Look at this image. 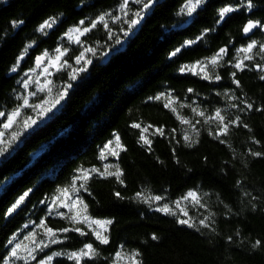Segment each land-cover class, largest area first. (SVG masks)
<instances>
[{
  "label": "trees",
  "instance_id": "1",
  "mask_svg": "<svg viewBox=\"0 0 264 264\" xmlns=\"http://www.w3.org/2000/svg\"><path fill=\"white\" fill-rule=\"evenodd\" d=\"M186 2L0 0V131L29 102L5 132L18 139L0 152V264H77L70 254L88 244L79 264H264V32L243 33L248 20L264 24V0H206L191 16ZM223 7L235 10L217 24ZM77 27L89 29L79 43L68 35ZM60 46L48 87L25 88L35 55ZM217 110L239 126L218 136ZM28 117L37 123L24 129ZM95 220L111 223L101 230Z\"/></svg>",
  "mask_w": 264,
  "mask_h": 264
},
{
  "label": "snow or ice",
  "instance_id": "2",
  "mask_svg": "<svg viewBox=\"0 0 264 264\" xmlns=\"http://www.w3.org/2000/svg\"><path fill=\"white\" fill-rule=\"evenodd\" d=\"M143 3V8L144 9H147L148 7L151 6V4L154 2V0H137V3ZM206 2V0H187V2L185 3L184 7L181 9V12H184L186 13L187 15L191 16L192 13L197 9V7H199L202 3ZM128 3V0H125V5H127ZM249 7H251V4L249 3L248 5ZM235 9L233 7H223L221 9L218 10V20H217V24H220L224 21L225 19V16L226 14L228 13H231L233 12ZM136 15L139 17L141 15L140 12H137ZM100 20L103 21L104 20V17H100ZM139 21L137 19H132L130 20V23H129V27H132L134 25H136ZM54 23V20H51V21H45L43 24H41L40 26V30L43 31L46 27H51L52 24ZM84 22L81 21L80 24H83ZM96 24L93 23L92 24V27H95ZM253 29H264V24L260 23V22H253V21H248V23L246 24V26H244L243 28V32L245 34L249 33L251 30ZM71 31L73 32H87L89 31L88 28H84V29H80V28H75V29H72ZM206 31L204 33H201V36L197 38V40L199 39H202L203 36L206 34ZM196 41H187L186 44L184 46H190L191 44L195 43ZM77 43H79V41L77 40ZM182 46V47H184ZM257 45H256V42H252V43H249L245 48H242L240 49L241 52H244V53H251L252 52V49L253 48H256ZM260 49L262 51H264V44H261L260 46ZM56 53H58V55L55 56L54 58V61H59L61 56L64 54V52H62V50L60 48H57L56 50ZM66 51V50H65ZM86 51H89L91 52L92 49H86ZM181 51L180 48H177L173 53H171V55H176L177 53H179ZM227 53V49L226 48H221L218 53L213 56L209 61L206 62L207 63H210L211 65L215 66L217 63H218V60L220 58L223 57V55H225ZM47 55V53H45V56ZM253 57L251 55H245L243 57L242 60L238 61L235 63L234 67L240 71H243L246 67V65L244 64V61L245 60H251ZM44 59V56H41V57H38L37 58V66L39 67L42 63ZM83 59V53H81V56L77 57L76 58V62L77 63H80V61ZM86 63H90V61H85ZM66 63V62H65ZM52 67H55V62H53L51 64ZM200 67L201 71H204L205 70V66H201L200 65V62H198L197 65H193L192 67L195 68V67ZM186 68L188 66H185ZM258 67L261 68L262 71H264V66H259ZM15 70V69H13ZM185 69L182 68L181 71H184ZM77 71H83V68L81 67L80 69H77ZM43 72L44 73H49V67L48 66H45L43 68ZM233 77H234V80L233 82L236 84L237 87H239V81L238 80H235V73H233ZM207 78V77H205ZM216 80H220V76H216L215 77ZM261 79H264V76L261 77ZM50 83V82H48ZM25 88L28 87V83L25 82L24 84ZM44 89L41 88L40 91H43ZM189 91H192L191 89H189ZM32 95H35V93H32ZM63 98V94H61L55 101L54 103L48 105L47 107H45L44 105H36L35 107L37 109H39V112L38 114L40 116H43L46 114V112H50L52 110L53 107H55V104H58L60 102V99ZM238 99V98H236ZM45 104H47V102H45ZM29 106V102H28V99L27 97L24 98V101H23V105L21 106H18L17 109L15 111H13L11 114H8L7 115V119H6V122L3 123V128L5 130H8L10 128H12V126L14 124L17 123V119L21 116V112H20V108L21 107H27ZM234 107H240L239 104H234L233 105ZM244 108H247L249 110H251L253 108V105L251 103H247L244 105ZM243 110V109H241ZM259 110V109H258ZM200 115H204L203 112L199 113ZM6 114L4 112H0V117H4ZM211 119H214L217 121V135H225L227 132H228V129H229V124H233V125H237L239 126V117H237L235 120H226L225 117L221 114V112L219 110H217L215 112V116L214 117H211ZM37 123L36 119H34L33 117H28L27 119H24L23 120V124H22V127L24 129H27V128H30L32 127L33 125H35ZM184 123H190V121H187L185 120ZM135 127H140L139 124L137 125H134ZM246 127V125H245ZM145 131H147V129H145ZM158 131L161 132V134H163V130L162 129H158ZM18 136H19V132H12L11 133V140H7L5 139V132L4 131H0V152H3V151H6L7 150V146L12 143V142H15L17 139H18ZM143 138V137H142ZM189 137H185V140H188ZM222 142V141H221ZM145 143H150V141L148 140H145ZM254 155H260L259 153H253ZM84 178H87V176L85 175ZM67 190H65L66 192ZM28 195V193H24V195H22L19 200L16 201V204L18 205L21 201L24 200V198ZM115 195L117 197H120V193L117 192L115 193ZM188 198H192L196 203H199L198 199H196V194L194 192H189L188 193V196L185 197V199H188ZM156 200H160L161 197L160 196H157L155 197ZM163 211L167 212L169 211V209L167 208H164L162 209ZM184 215H187V213L185 212ZM73 219L75 220V217H73ZM88 221V218L87 217H84V222H87ZM92 223H95V224H101V221L99 220H95V221H92ZM106 223H111V221H107ZM179 223L181 224H187L188 221L187 220H180ZM75 231H79L81 232V234H85L81 229L77 228V229H73ZM49 232H51L52 230L49 229L48 230ZM63 231L67 232L69 231V229H64ZM55 235V233H53V236ZM96 236H97V239L101 241V243H104V244H107L108 243V240L106 237H103L99 232L96 233ZM153 239H156V237H153ZM53 243H55L56 241L53 240L52 241ZM256 244H260V241H256ZM46 246V245H45ZM17 248H19V245L16 246V248H13L12 249V256L13 257H16L17 256ZM85 248L87 249V251H84V250H81L79 253L77 252H73L70 254L69 258L70 259H76L77 260V264H79V260L81 257H84V256H89L92 252H93V248H92V245L91 244H88V245H85ZM49 260L52 259V257H49L48 258Z\"/></svg>",
  "mask_w": 264,
  "mask_h": 264
},
{
  "label": "rangeland",
  "instance_id": "3",
  "mask_svg": "<svg viewBox=\"0 0 264 264\" xmlns=\"http://www.w3.org/2000/svg\"><path fill=\"white\" fill-rule=\"evenodd\" d=\"M77 28H80V27H77ZM80 29H83V28H80ZM83 33H84L83 31H81V32H73V31L70 30L68 32V35L70 36V38L72 40L76 41ZM58 48H60L62 50V52H64V54H65V50L66 49L62 48L61 46L58 47ZM55 50L52 51V52L43 51L41 53V54L47 53V55H46L47 59L44 62V64H42L40 67H35V69L33 71H31L29 73V75H27V77H29V78H27L26 82L28 83L29 86H30L31 82H34V87L35 88H47L48 87V85H49L48 82L51 81V75L53 74L54 71H56L61 66V64H62L61 62H62V59H63V56H64V54H63L59 61H54L55 56L58 55V53H56ZM37 54H40V53H37ZM53 62H55V65H56L55 67L51 66V64ZM45 66L49 67V73H44L43 72V68ZM31 75H33V77ZM32 78H33V80H32ZM30 95L31 94L29 93L28 98H32L33 97L32 95L31 96ZM8 130L4 129V132H6ZM71 203L72 204L70 206H72V207H76L77 206V203L74 200H71ZM60 204L65 205L66 203L63 202V201H60ZM98 226L100 227L101 230H105L106 223L104 221H101V224H98ZM46 260L40 261L38 264H47Z\"/></svg>",
  "mask_w": 264,
  "mask_h": 264
},
{
  "label": "water",
  "instance_id": "4",
  "mask_svg": "<svg viewBox=\"0 0 264 264\" xmlns=\"http://www.w3.org/2000/svg\"><path fill=\"white\" fill-rule=\"evenodd\" d=\"M248 21L260 22V21H255V20H248ZM248 21L244 23L243 28H244V26H246V24L248 23ZM260 23H261V22H260ZM256 31H257V29H253V30H251V31H250L249 33H247V34H245L244 32H243V33H244V35H245L246 37H250V36H252ZM262 31L264 32V29H262ZM223 48H224V47H223ZM41 56H44V59H43L41 65L44 64V62H45L46 59H47V56H45V54H41V53H40V54L35 55V57H34V62H35L36 67H38V66H37V63H36L37 58H38V57H41ZM41 65H40V66H41ZM40 66H39V67H40Z\"/></svg>",
  "mask_w": 264,
  "mask_h": 264
}]
</instances>
